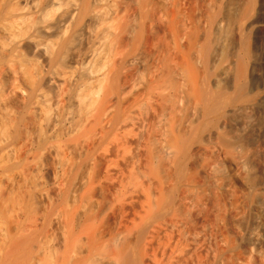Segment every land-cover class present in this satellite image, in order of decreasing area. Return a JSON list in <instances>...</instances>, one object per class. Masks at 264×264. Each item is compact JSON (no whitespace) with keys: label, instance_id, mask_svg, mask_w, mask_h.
<instances>
[{"label":"bare ground","instance_id":"6f19581e","mask_svg":"<svg viewBox=\"0 0 264 264\" xmlns=\"http://www.w3.org/2000/svg\"><path fill=\"white\" fill-rule=\"evenodd\" d=\"M10 170L0 264H264V0H0Z\"/></svg>","mask_w":264,"mask_h":264},{"label":"rangeland","instance_id":"374dc122","mask_svg":"<svg viewBox=\"0 0 264 264\" xmlns=\"http://www.w3.org/2000/svg\"><path fill=\"white\" fill-rule=\"evenodd\" d=\"M35 123H33V125H34ZM32 125V124H31ZM30 125V126H31ZM32 127V126H31ZM31 127H28V129L30 128L31 129ZM32 128H34V126L32 127ZM29 129V131L31 132V131H33V130H35V129H31L30 130ZM34 132V131H33ZM32 132V133H33ZM27 135V133H26V131H25V127H23L22 128V131H21V134H19V136L15 139V144H14V146H16L15 147V151H14V153H16V154H14L13 152L10 154H8V155H6V156H9V157H6V159L7 158H9V160L11 159V161H14V159H17V156L18 157H20V156H22V155H24L25 154V151H24V142H25V136ZM18 147V148H17ZM20 148H21V151H19L20 150ZM19 152H18V151ZM8 160V159H7ZM28 171V174H29V172H30V174L28 175L29 176V178L27 177V179L28 180H30V177L31 178H33L32 176H31V173H33V170L32 169H30V170H26L25 172H27ZM11 172V173H10ZM14 172V175H2V172L0 171V176L1 177H3V178H1L0 180H1V183H0V193L2 194V196L4 197H7V196H9V195H14V194H17V193H20L28 184L27 183H31V182H29L28 180H26V174L27 173H25L24 171H22V173L20 174V173H18V172H15V170H10L9 171V174H12ZM19 174V175H18ZM26 175L25 177H23L22 175ZM49 171H47L46 169H41L40 171H39V174H38V176H40L39 177V179H37L36 181H37V183L38 184H40L41 182H43V184H47L48 183V178H49ZM4 176H6V178H4ZM10 178H12V179H10ZM3 179V180H2ZM25 179V180H24ZM34 182H36L34 179H32ZM26 181V183H24ZM31 181V180H30ZM25 185V186H24ZM2 189V190H1ZM20 190V191H19ZM19 191V192H18ZM4 194V195H3ZM37 200H41V198H36ZM36 200V201H37ZM37 203L38 204H41L42 202L40 201V202H38L37 201Z\"/></svg>","mask_w":264,"mask_h":264}]
</instances>
